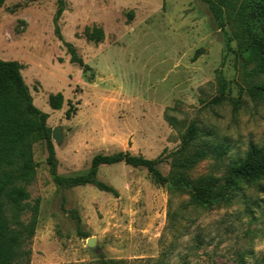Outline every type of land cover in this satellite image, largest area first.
<instances>
[{
    "label": "rangeland",
    "instance_id": "1",
    "mask_svg": "<svg viewBox=\"0 0 264 264\" xmlns=\"http://www.w3.org/2000/svg\"><path fill=\"white\" fill-rule=\"evenodd\" d=\"M62 2L61 39L57 0H5L0 8V59L23 64L34 105L48 114L50 130L60 129L61 143L51 139L58 175H85L95 155L123 151L161 157L157 168L168 177L181 134L194 123L202 144L227 150L183 174L220 187L232 160L250 143L264 145V95L253 94L264 74L245 64L250 52L236 13L229 18L214 0ZM94 25L104 31L98 43L83 35ZM58 92L63 103L53 110L48 95ZM69 105L75 111L67 119ZM33 156L35 179L19 221L28 222L39 199L37 223L19 264H154L161 253L164 264H264V180L243 185L227 204L198 207L190 191L156 183L143 167L100 165L96 179L115 190L108 192L55 184L44 142Z\"/></svg>",
    "mask_w": 264,
    "mask_h": 264
},
{
    "label": "trees",
    "instance_id": "2",
    "mask_svg": "<svg viewBox=\"0 0 264 264\" xmlns=\"http://www.w3.org/2000/svg\"><path fill=\"white\" fill-rule=\"evenodd\" d=\"M34 2L39 0H25ZM5 0H0V8ZM212 4L219 10L228 13L232 18L235 13L240 18L245 35V47L249 54L244 58L245 64L254 63L253 73L258 76L264 74V0H214ZM62 0H57L54 15L55 33L59 35L58 21L63 11ZM223 24L221 23V26ZM84 37L95 43L104 39V31L98 26H86ZM71 53V60L82 64L76 57L75 51L67 44ZM23 64L17 60L0 59V264H19L28 251L23 245L29 242L34 234L37 223L39 199L31 207V216L27 223L19 221V214L25 208V201L29 198L26 186L35 179L37 162L33 156V146L44 142L47 151L52 181L57 185L79 186L92 184L97 189L115 192L114 189L96 179L100 165L124 163L132 167H143L159 184L169 183L173 187L186 189L192 193L190 203L195 206L212 207L227 204L237 197L244 187H251L257 181L264 180V145L250 143L242 158L231 161L229 175L224 184L218 187L217 181L208 178L204 181H188L182 168L195 162L207 154L222 155L227 148L222 144L207 146L199 139V130L194 123L188 125L181 134L180 146L174 153L172 170L168 177L162 175L157 165L162 162L161 157L145 158L119 151L112 155L97 154L91 160L90 170L85 175L75 177H61L57 173V159L51 141V130L46 121L48 114L33 103L29 86L25 83L21 71ZM218 77L220 75L218 74ZM221 88L224 81L219 78ZM253 94L264 95V86L254 87ZM221 97H215L212 102L218 103ZM63 103V95L51 93L48 104L51 109L59 110ZM72 105L65 111L69 119L74 114ZM11 213V221L7 217ZM14 224L15 226H12ZM164 253H161L154 264H164ZM101 264H128L122 260L101 261Z\"/></svg>",
    "mask_w": 264,
    "mask_h": 264
},
{
    "label": "water",
    "instance_id": "3",
    "mask_svg": "<svg viewBox=\"0 0 264 264\" xmlns=\"http://www.w3.org/2000/svg\"><path fill=\"white\" fill-rule=\"evenodd\" d=\"M51 139H53L57 144L61 143L62 135H61V132H60L59 128H53L51 130ZM87 244L88 245H92L93 244V241H92L91 238L87 240Z\"/></svg>",
    "mask_w": 264,
    "mask_h": 264
},
{
    "label": "crops",
    "instance_id": "4",
    "mask_svg": "<svg viewBox=\"0 0 264 264\" xmlns=\"http://www.w3.org/2000/svg\"><path fill=\"white\" fill-rule=\"evenodd\" d=\"M23 76V75H22ZM24 78V77H23ZM25 80V79H24ZM26 82V81H25Z\"/></svg>",
    "mask_w": 264,
    "mask_h": 264
}]
</instances>
